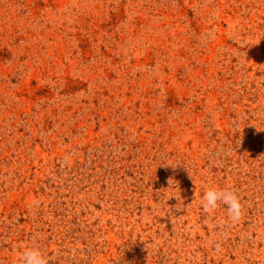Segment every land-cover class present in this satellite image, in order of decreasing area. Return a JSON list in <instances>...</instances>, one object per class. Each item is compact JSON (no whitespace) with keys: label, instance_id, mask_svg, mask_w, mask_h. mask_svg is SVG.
<instances>
[{"label":"rangeland","instance_id":"1","mask_svg":"<svg viewBox=\"0 0 264 264\" xmlns=\"http://www.w3.org/2000/svg\"><path fill=\"white\" fill-rule=\"evenodd\" d=\"M26 246L264 264V0H0V264Z\"/></svg>","mask_w":264,"mask_h":264},{"label":"clouds","instance_id":"2","mask_svg":"<svg viewBox=\"0 0 264 264\" xmlns=\"http://www.w3.org/2000/svg\"><path fill=\"white\" fill-rule=\"evenodd\" d=\"M226 206L228 220L236 223L243 214V205L241 198L235 191L230 189H221L219 187H209L203 194L200 206L205 213H214L220 206ZM227 222V221H222ZM20 264H49L47 257L38 247H25L19 257Z\"/></svg>","mask_w":264,"mask_h":264}]
</instances>
